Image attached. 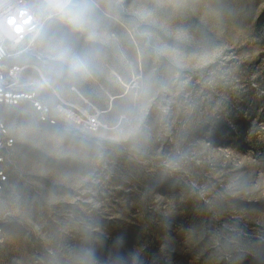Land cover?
<instances>
[{"label":"rangeland","instance_id":"374dc122","mask_svg":"<svg viewBox=\"0 0 264 264\" xmlns=\"http://www.w3.org/2000/svg\"><path fill=\"white\" fill-rule=\"evenodd\" d=\"M11 53L70 116L6 107L0 264H264V0H74Z\"/></svg>","mask_w":264,"mask_h":264},{"label":"built area","instance_id":"2783aa9c","mask_svg":"<svg viewBox=\"0 0 264 264\" xmlns=\"http://www.w3.org/2000/svg\"><path fill=\"white\" fill-rule=\"evenodd\" d=\"M74 0H0V198L9 181V167L17 143L6 119V107L31 100L39 118L56 124L60 118L70 116V108L64 101L54 108L36 89L22 86L21 75L27 65L8 64L12 56L11 46L32 42L43 28L46 19L65 11ZM74 120L89 130H97L101 121L97 115L75 114ZM5 240L0 222V246Z\"/></svg>","mask_w":264,"mask_h":264},{"label":"bare ground","instance_id":"6f19581e","mask_svg":"<svg viewBox=\"0 0 264 264\" xmlns=\"http://www.w3.org/2000/svg\"><path fill=\"white\" fill-rule=\"evenodd\" d=\"M27 67V66H26Z\"/></svg>","mask_w":264,"mask_h":264}]
</instances>
